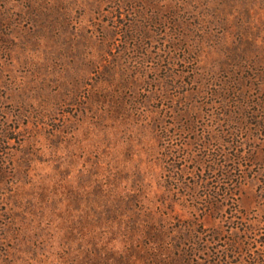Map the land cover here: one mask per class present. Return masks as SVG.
<instances>
[{"label":"rangeland","instance_id":"374dc122","mask_svg":"<svg viewBox=\"0 0 264 264\" xmlns=\"http://www.w3.org/2000/svg\"><path fill=\"white\" fill-rule=\"evenodd\" d=\"M0 264H264V0H0Z\"/></svg>","mask_w":264,"mask_h":264}]
</instances>
